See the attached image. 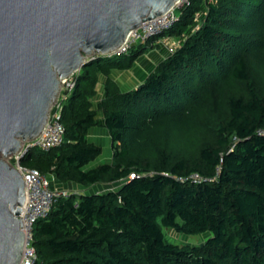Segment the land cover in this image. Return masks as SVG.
I'll return each mask as SVG.
<instances>
[{
	"label": "trees",
	"instance_id": "16d2710c",
	"mask_svg": "<svg viewBox=\"0 0 264 264\" xmlns=\"http://www.w3.org/2000/svg\"><path fill=\"white\" fill-rule=\"evenodd\" d=\"M175 14L126 53L89 56L61 95L63 143L22 157L51 184L109 185L56 199L33 227L35 264H264V0H185ZM162 38L178 44L122 90L111 69ZM100 124L112 158L90 167ZM164 228L209 236L180 245Z\"/></svg>",
	"mask_w": 264,
	"mask_h": 264
},
{
	"label": "water",
	"instance_id": "95a60500",
	"mask_svg": "<svg viewBox=\"0 0 264 264\" xmlns=\"http://www.w3.org/2000/svg\"><path fill=\"white\" fill-rule=\"evenodd\" d=\"M177 0H0V264H19L25 181L2 158L36 137L62 82Z\"/></svg>",
	"mask_w": 264,
	"mask_h": 264
},
{
	"label": "built area",
	"instance_id": "2783aa9c",
	"mask_svg": "<svg viewBox=\"0 0 264 264\" xmlns=\"http://www.w3.org/2000/svg\"><path fill=\"white\" fill-rule=\"evenodd\" d=\"M176 5L161 15L143 21L136 30L131 31L127 35L125 40L117 48L108 54L126 53L137 41L145 40L171 27L177 19L175 14ZM170 40L168 38H162L158 42L160 44H163V42L169 44L172 52L177 44L173 43V45L172 42L170 43ZM72 75L73 73L62 82L65 85L64 88L69 90L75 84ZM61 95L62 92H59L56 100L52 104L48 120L42 131L36 137L24 140L17 152L9 154L8 156H2L22 174L25 181V201L22 205V212L18 215V218L23 222L21 229L24 232V247L19 264H35L37 251L32 244L35 222L49 212L58 197H68L70 195V190L68 189L52 187L51 179L38 169L26 167L21 163L24 154L32 147H38L47 151L63 143L65 126L61 122Z\"/></svg>",
	"mask_w": 264,
	"mask_h": 264
},
{
	"label": "crops",
	"instance_id": "0c3cea01",
	"mask_svg": "<svg viewBox=\"0 0 264 264\" xmlns=\"http://www.w3.org/2000/svg\"><path fill=\"white\" fill-rule=\"evenodd\" d=\"M169 52L158 45L154 48H150L144 52L141 56H139L133 65L130 68L120 69V68H112L110 72V76L119 84L122 90L127 91L133 89L140 84H142L148 75L156 68V66L167 56H169ZM105 76L101 75V80L98 85L99 88V98L104 96V81ZM100 122L103 123L102 113L99 114ZM88 138L90 141L95 142L97 145L103 148L108 149V153L106 154L107 162H109L112 158V142L111 137L109 134L108 129L103 125H98L90 128L88 133ZM106 146V147H105ZM103 154V152H102ZM101 156V155H100ZM100 156L95 160L96 163L91 164L90 167L97 166L98 164L102 163L100 160ZM94 161V162H95ZM98 184L94 185L97 186ZM107 185V184H106ZM109 186V185H107ZM55 187L63 188V189H70V190H88L91 187L83 188L76 183H62V182H55ZM96 190H101L97 188Z\"/></svg>",
	"mask_w": 264,
	"mask_h": 264
},
{
	"label": "rangeland",
	"instance_id": "374dc122",
	"mask_svg": "<svg viewBox=\"0 0 264 264\" xmlns=\"http://www.w3.org/2000/svg\"><path fill=\"white\" fill-rule=\"evenodd\" d=\"M184 1L185 0H180L179 3L176 5V7L179 6V5H182ZM177 12H178V10H177ZM171 42H172V44L173 43L178 44V41H177L176 38L175 39L172 38L170 40V43ZM161 46L162 47H165V49L169 53L171 52V49H170L169 44H165L163 42V44H161ZM64 87H65V85L63 83L61 85L60 92H62V93L64 92V90L66 89ZM107 153H108V149L107 148H104L103 154H101V156H100V160H102V163L103 162H107V158H106V154ZM94 163H96V161L95 162H92V164H94ZM90 166H91V164H90ZM55 182L56 181H53L52 180V185L55 186ZM97 188H100L101 190H105V189L108 188V186L106 184H98L97 186H91V189H97ZM68 190H70V189H68ZM164 231H165V234H166V238L169 241L174 242V243H178L180 245H183V244L199 245L202 242H204L207 239V237L209 236V233L208 232L198 233V234H185V233L178 232V231H176L175 229H172V228H164Z\"/></svg>",
	"mask_w": 264,
	"mask_h": 264
},
{
	"label": "bare ground",
	"instance_id": "6f19581e",
	"mask_svg": "<svg viewBox=\"0 0 264 264\" xmlns=\"http://www.w3.org/2000/svg\"><path fill=\"white\" fill-rule=\"evenodd\" d=\"M179 1H180V0H177L176 2L178 3ZM177 3H176V4H177ZM176 4H175V5H176ZM175 5H174V6H175ZM162 14H163V13H162ZM160 15H161V14H160ZM147 20H149V19H147ZM145 21H146V20H145ZM141 24H142V23H140V25H141ZM140 25H139V26H140ZM139 26H138V27H139ZM138 27L134 28V29L131 30V31L136 30ZM23 141H24V140H23ZM23 141H21V144H22ZM2 158H3V157H2ZM3 159H4V158H3ZM4 160H5V159H4ZM5 161H6V160H5Z\"/></svg>",
	"mask_w": 264,
	"mask_h": 264
}]
</instances>
